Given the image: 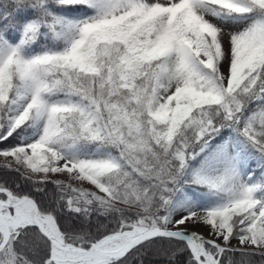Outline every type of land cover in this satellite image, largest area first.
<instances>
[{
	"label": "snow or ice",
	"instance_id": "1",
	"mask_svg": "<svg viewBox=\"0 0 264 264\" xmlns=\"http://www.w3.org/2000/svg\"><path fill=\"white\" fill-rule=\"evenodd\" d=\"M0 264H264V0H0Z\"/></svg>",
	"mask_w": 264,
	"mask_h": 264
}]
</instances>
